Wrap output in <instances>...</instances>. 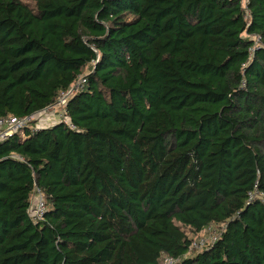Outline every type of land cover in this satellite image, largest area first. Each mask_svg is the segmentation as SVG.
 <instances>
[{
  "label": "trees",
  "instance_id": "obj_1",
  "mask_svg": "<svg viewBox=\"0 0 264 264\" xmlns=\"http://www.w3.org/2000/svg\"><path fill=\"white\" fill-rule=\"evenodd\" d=\"M81 78L0 139V264H264V0H0V118Z\"/></svg>",
  "mask_w": 264,
  "mask_h": 264
},
{
  "label": "built area",
  "instance_id": "obj_2",
  "mask_svg": "<svg viewBox=\"0 0 264 264\" xmlns=\"http://www.w3.org/2000/svg\"><path fill=\"white\" fill-rule=\"evenodd\" d=\"M243 7L246 8L245 3H243ZM256 39H258V38H256ZM84 81L85 80L83 78H81L66 93L61 94L58 102L62 107L65 106L66 98H67L68 94H70V92H72V91L78 89L80 86H82ZM53 106H54V104L50 105L49 107H47L43 111L44 112L48 111ZM64 113H65V110H64ZM49 114L43 113V115H41L39 120L37 121L38 124L36 125V127L41 126L43 122L49 121V119H51L57 115L55 113H52V114L49 113ZM31 117H27L25 119L19 120V119L13 118L11 115H8V116L0 118V139H3L4 137L10 135L12 132H15V131L21 129V127L24 125L25 122L30 121ZM55 118L56 119L54 121L57 122V117H55ZM59 120L65 121L70 128H73V125L66 118V114H62L59 117ZM45 210H46L45 199H44L42 193L40 192V190L38 188L34 187L33 195L31 197V205H30V209H29V214L34 220L37 221V220L42 219ZM217 236H218L217 231L212 230L211 227H208L205 234H203L201 237H199L198 239L194 240L191 243L190 250H201L207 242L215 241ZM176 262H177V260L165 259L166 264H175Z\"/></svg>",
  "mask_w": 264,
  "mask_h": 264
},
{
  "label": "rangeland",
  "instance_id": "obj_3",
  "mask_svg": "<svg viewBox=\"0 0 264 264\" xmlns=\"http://www.w3.org/2000/svg\"><path fill=\"white\" fill-rule=\"evenodd\" d=\"M59 99H60V97L56 100V104L54 103V106L51 108V109H49L48 111H41V112H39V113H37V114H35V115H33L32 117H31V119L30 120H33V121H38L39 120V118H40V116L41 115H43V113H45V114H49V113H55V114H57L55 117H57V121L59 120V117L62 115V114H65L64 113V107H62L60 104H59ZM50 115V114H49ZM52 117V116H51ZM55 117H53V118H51V119H49V121H45V122H43L42 123V125L41 126H49V125H52L53 124V122H55L54 120L56 119ZM67 118V117H66ZM49 123V124H48ZM38 123H36L35 125H37ZM20 130V129H19ZM18 131V130H17ZM17 131H15V132H17ZM12 133H14V132H12ZM11 133V134H12ZM203 234H205V232H203ZM208 237V236H207Z\"/></svg>",
  "mask_w": 264,
  "mask_h": 264
}]
</instances>
